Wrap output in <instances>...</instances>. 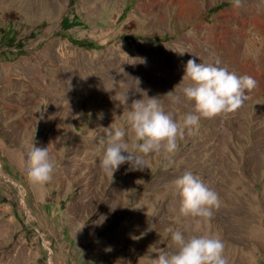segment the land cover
<instances>
[{"label": "rangeland", "instance_id": "obj_1", "mask_svg": "<svg viewBox=\"0 0 264 264\" xmlns=\"http://www.w3.org/2000/svg\"><path fill=\"white\" fill-rule=\"evenodd\" d=\"M191 56L256 83L174 155L142 154L143 170L108 176L104 127L127 111L117 99L160 95L181 122L188 82L175 104L166 92ZM125 139L134 151L130 127ZM32 145L55 161L42 184L24 175ZM186 170L221 200L207 222L175 219L173 181ZM169 227L218 235L227 264H264V0H0V264H150V245L174 250Z\"/></svg>", "mask_w": 264, "mask_h": 264}, {"label": "clouds", "instance_id": "obj_2", "mask_svg": "<svg viewBox=\"0 0 264 264\" xmlns=\"http://www.w3.org/2000/svg\"><path fill=\"white\" fill-rule=\"evenodd\" d=\"M241 2L233 0L236 7ZM220 63L219 59L209 63L199 62L195 56L186 61L182 77L166 92L175 104L180 97L174 94L173 89L181 80L188 82L180 91L186 100L192 102V110L184 114L181 122H177L171 112L165 111L160 95L150 96L144 91L143 99H134L130 104H126V91L119 99L114 97L120 104L126 105L127 111L121 124L111 122V126L104 127L107 143L99 158L102 170L111 178L124 163H128L130 170H143L146 164L142 154L162 151L168 156L174 155L178 150V139H182L186 131L193 133L202 117L236 110L242 104L246 90L254 87L256 82L251 76L237 75L220 66ZM100 115L102 117V113ZM128 127L133 133L134 151L129 150L125 139ZM54 169L55 161L49 157L47 148L32 145L26 155V178L32 183L42 184L51 179ZM173 185L179 196L177 222L182 217L194 218L197 223L207 222L221 205L218 193L192 171H184L174 179ZM166 232L170 233L175 248L168 252L150 245L149 250L157 253L154 258H147L150 264H227L224 243L218 235L193 234L186 237L180 229L172 227Z\"/></svg>", "mask_w": 264, "mask_h": 264}, {"label": "trees", "instance_id": "obj_3", "mask_svg": "<svg viewBox=\"0 0 264 264\" xmlns=\"http://www.w3.org/2000/svg\"><path fill=\"white\" fill-rule=\"evenodd\" d=\"M75 23H66L65 20L62 21L61 23V27L62 29H66L68 28V26L70 25H73ZM69 38V37H68ZM70 41L80 45V46H83V47H95V48H98L99 47V44H97L96 42L92 41V40H89L88 38H81V39H73V38H69Z\"/></svg>", "mask_w": 264, "mask_h": 264}]
</instances>
